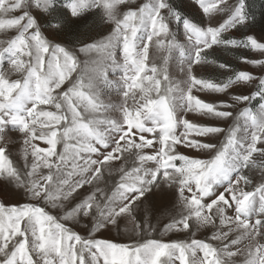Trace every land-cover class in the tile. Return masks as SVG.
<instances>
[{
  "label": "snow or ice",
  "instance_id": "6c2138e0",
  "mask_svg": "<svg viewBox=\"0 0 264 264\" xmlns=\"http://www.w3.org/2000/svg\"><path fill=\"white\" fill-rule=\"evenodd\" d=\"M124 3L0 0V33L15 32L0 40V62L8 64L0 70V179L26 198L0 203V264H264V182L246 190L253 182L245 174V169L259 167L264 175V163L257 165L254 159V154L264 158V75L234 71L217 82L193 71L195 65L217 64L208 58L215 47L264 55V42L254 35H225L255 19L247 0H192L209 21L222 19L206 27L170 0H147L121 13ZM93 10L114 27L107 37L89 43L79 39V26ZM173 22L183 29L186 47L172 36ZM152 45L165 52L179 48L186 79L173 83L166 68L150 66ZM93 51L105 53L114 68L123 69V105L104 104L93 78L85 82L87 62L82 69L78 53ZM163 59L166 64L167 56ZM240 61L264 71V59ZM218 67L230 70L226 63ZM95 71L104 75L102 69ZM13 73L20 78L11 79ZM241 84L255 90L229 94ZM196 92L224 94L226 99L205 102ZM256 100L257 111L241 107ZM109 109L119 111L121 118L103 115ZM188 113L232 119L238 126L243 121L244 135H237L238 126L230 127L218 145L213 138L225 128L190 120ZM9 129L20 134L22 169L4 143ZM178 146L206 152L211 159L185 155ZM114 161H121L115 169L119 180L106 191L98 182L105 172L112 174ZM148 162L155 167H145ZM165 186H175L179 212L164 231L195 237L194 225L210 228L207 240L127 244L97 238L102 230H118L121 218L135 223L138 202ZM82 220L87 221L85 235L73 228ZM144 230L135 224L136 235Z\"/></svg>",
  "mask_w": 264,
  "mask_h": 264
},
{
  "label": "rangeland",
  "instance_id": "374dc122",
  "mask_svg": "<svg viewBox=\"0 0 264 264\" xmlns=\"http://www.w3.org/2000/svg\"><path fill=\"white\" fill-rule=\"evenodd\" d=\"M147 0H126V3L120 5V11L123 13L127 10H135L139 5L146 3ZM170 2L175 6L182 8V10L190 17H192L198 24L203 27L208 26L211 22L216 24L217 22H222L219 16L213 17L211 21L208 18L203 17L198 9L192 3V0H170ZM248 12L250 16H254V20H249L247 27H241L238 30H231L225 35L231 38L242 39L245 34L254 35L258 40L264 42V0H247ZM226 18V17H225ZM114 25L111 23L103 22L100 20L99 16L96 14V10L93 12L85 13L82 18V23L79 26V39L86 42H98L102 38L107 37ZM15 32L10 31L7 34L0 33V40L6 39L7 37L14 36ZM172 36L175 38L176 43L181 47L187 46V39L184 36L183 29L178 28L173 22L172 24ZM209 59L217 61V64H201L194 66V74L198 77L205 79H210L213 81H225L227 78L233 74L234 71H248L253 75L260 76L264 75V71L258 66H253L250 64H243L240 61V57H246L248 59H264V55L258 52H252L243 48H230L225 49L223 47H215L214 50H208ZM118 62L122 65L123 59L119 55V50H115ZM79 59L81 61V68H85V62H87V72L85 77V82H87V77L91 76L93 78V83L96 90L98 91L100 100L106 105H112L119 107L124 104L123 92V81L121 77L124 75L122 68H114L111 65V61L106 59L105 53L99 51H93L88 54H79ZM167 56V63L163 57ZM93 61H98L99 63H93ZM218 63H226L230 65V70L220 69ZM148 64L151 66L155 64L158 68H166L167 74L170 81L173 83L182 82L186 79V65L182 63V58L180 57V49L174 48L170 51H158L154 45L150 46L149 49V60ZM7 61L0 62V70L7 69ZM184 67L185 71H181ZM102 69L104 75H101L99 71L95 69ZM105 76L107 83H105ZM75 77V74H74ZM15 80L20 78V74L13 73L10 77ZM162 79V76H161ZM254 86L250 85H234L229 89V94H239L244 92V94H250L254 91ZM200 99L205 102H219L225 100L226 96L224 94L211 93V92H196L194 93ZM139 93H137V96ZM132 100H128V104L131 105ZM241 107H249L253 111H257L259 108V101H253L251 104L243 105ZM103 115L110 118L119 119L121 114L119 111L109 109L108 112L103 113ZM186 118L193 120L198 123L210 124L213 126H220L225 128V133L220 134L218 137L213 138V142L218 145L225 140L227 129L230 127H237V122L229 119L227 122L216 121L210 118H205L198 116L195 113H188ZM238 136H243V121L239 122ZM206 139V138H201ZM4 143H7L8 148L11 153V158L18 168H23L24 161L21 158V147L22 141L20 139V134L18 132L8 130L5 135ZM42 147H47V145L42 144V142H37ZM179 147V151L185 155L196 156L197 158L209 160L211 156L206 152L195 153L191 149H186ZM61 146L58 145V149ZM146 152H151L150 149H146ZM254 159L257 165L264 163V158H261L258 154H254ZM179 163V161H177ZM121 161L113 162V172L109 175L107 172L103 174V179L98 182L99 186L106 191L111 189L115 182L119 180L118 169ZM128 166H131V161H129ZM145 167L153 168L155 167L153 162H148ZM245 174H247L251 180L252 184L246 187V190H252L256 185L264 182V175H262V170L257 168L245 169ZM175 190V186L168 188L165 186L164 191L161 192L160 189L154 188L151 193L146 194L147 199L138 202L139 207L135 212V223L128 218H121L119 222V229L111 228V230H102L97 234V238L107 239L117 243H138L143 242L147 239H157L163 242H171L177 240H187L190 241L193 238L200 240H207L208 236L211 235L212 229L210 228H200L197 229L195 225L193 226V231L196 233L195 237L188 232H165L164 226L171 222L172 218L176 216L179 212V207L177 205V199L172 195ZM84 191H87V186ZM109 194H111L109 192ZM26 198L18 191L7 184L6 181L0 179V203L5 205H11L18 202H23ZM208 199V198H205ZM229 215H234L233 212L229 211ZM87 221L82 220L81 223L73 226L74 230L80 232L81 235L86 234L84 228V223ZM218 223V221H217ZM135 224H140L145 226V230L136 235ZM150 225V227H148ZM214 244V241H212ZM178 264V261L176 262Z\"/></svg>",
  "mask_w": 264,
  "mask_h": 264
},
{
  "label": "crops",
  "instance_id": "0c3cea01",
  "mask_svg": "<svg viewBox=\"0 0 264 264\" xmlns=\"http://www.w3.org/2000/svg\"><path fill=\"white\" fill-rule=\"evenodd\" d=\"M218 242L214 241V244H217Z\"/></svg>",
  "mask_w": 264,
  "mask_h": 264
}]
</instances>
